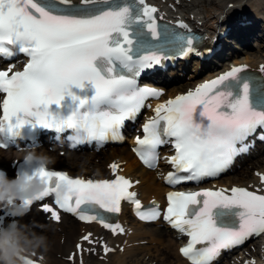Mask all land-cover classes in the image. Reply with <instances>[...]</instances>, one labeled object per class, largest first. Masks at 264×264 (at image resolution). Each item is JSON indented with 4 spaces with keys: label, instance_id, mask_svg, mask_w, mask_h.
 Returning <instances> with one entry per match:
<instances>
[{
    "label": "snow or ice",
    "instance_id": "obj_1",
    "mask_svg": "<svg viewBox=\"0 0 264 264\" xmlns=\"http://www.w3.org/2000/svg\"><path fill=\"white\" fill-rule=\"evenodd\" d=\"M158 13L146 0L122 4L114 0H0V60L8 61L0 66V149L17 139L30 140V146L36 147L41 131L71 130L74 135L68 139L76 143L121 139L125 122L133 120L149 98L163 95L155 88L139 86L141 74L171 59L169 53L186 56L196 51L195 36L162 26L163 16ZM178 27L188 29L182 21ZM21 54L27 60L17 69L12 61ZM245 72L246 66L233 67L157 105L154 117L143 125V137H136L134 151L140 160L155 168L158 148L171 143L175 154L168 163L175 170L166 177L170 185L225 172L248 150L246 141L258 129L264 139V79L241 75ZM119 167L118 163L110 165L114 178L93 179L24 160L15 173L23 181L16 183L17 190L26 191L27 182L37 177L45 188L15 204L9 197L7 203L15 210L0 214V225L11 220L15 228L17 214L36 202L52 221L59 223L62 213L71 214L113 235L125 232L111 219L121 212L123 202L134 205L142 221L160 219L155 202L142 210L137 193L131 190L139 182L118 175ZM5 175L0 170V180ZM257 175L264 184V174ZM261 192L233 187L168 193L163 219L187 238L179 249L182 256L190 264H213L221 250L264 234ZM49 197L52 203L45 202ZM85 243H101L105 254L115 251L88 232L66 257L69 264L78 260L83 264V254L93 251ZM42 260L33 253L27 264H42Z\"/></svg>",
    "mask_w": 264,
    "mask_h": 264
},
{
    "label": "bare ground",
    "instance_id": "obj_2",
    "mask_svg": "<svg viewBox=\"0 0 264 264\" xmlns=\"http://www.w3.org/2000/svg\"><path fill=\"white\" fill-rule=\"evenodd\" d=\"M153 1L160 8V12L167 18L183 15L193 25L200 27L206 32L207 47L211 44L220 45L221 50L216 56L231 55L232 49L237 43L248 45L252 39L264 38V0H149ZM206 4L210 7L205 8ZM226 31L227 35L222 36ZM234 47V48H232ZM205 65H212L210 62H202ZM196 67L199 66L195 62ZM249 66L259 72L264 67V58H241L234 56L224 62L223 67L214 66L203 74V77L189 83H179L168 87L171 82L158 84L166 89L168 96L174 97L177 94H186L194 90L199 85L207 82L210 77L220 76L233 67ZM198 68V69H199ZM183 69L177 68L161 75V78L174 77L181 79ZM173 72V73H171ZM203 71L196 72L195 75ZM175 73V74H174ZM264 73V72H262ZM165 96L162 97L164 99ZM258 148L264 144H257ZM38 153L47 157L49 166L66 169L69 173L77 176L89 178H114L110 165L118 163L120 165L117 174L123 175L132 181H138L133 190L143 200L149 203L153 199L164 200V193L167 189L163 182L165 173L162 169L149 170L144 167L134 156L129 145L111 146L101 151L77 152L68 148H55L42 146ZM25 152L8 149H0V165H10L14 159L21 158ZM254 151L252 155L257 156ZM248 159V158H247ZM245 161V160H243ZM242 159L234 166L243 163ZM243 165V164H242ZM241 165V166H242ZM264 174V154L258 156L249 165L243 166L232 176L222 177L218 181L212 182L218 187L226 186L248 188L249 190L261 189L264 194V184L261 183L260 176ZM120 220L124 224L123 234L113 235L99 224H85L77 218L66 213H62L61 222L57 223L50 219L49 214L40 210L35 204L29 211L20 215L17 226H28V231L37 236L43 235L47 238V250L37 249V257L42 256V264H69L66 257L76 250V244L81 237L92 232L93 236L115 251L105 254L101 243L87 245L93 251L83 254V264H128L132 259L134 264H190L180 253L179 233L171 231L162 222L144 223L137 220L132 214L130 205L124 204L120 213ZM129 221H133L136 226L132 227ZM1 236V235H0ZM257 239L246 249L245 256L234 262V264H264V234L256 236ZM36 258V257H33ZM160 261V262H159ZM79 264V260L76 262Z\"/></svg>",
    "mask_w": 264,
    "mask_h": 264
},
{
    "label": "clouds",
    "instance_id": "obj_3",
    "mask_svg": "<svg viewBox=\"0 0 264 264\" xmlns=\"http://www.w3.org/2000/svg\"><path fill=\"white\" fill-rule=\"evenodd\" d=\"M24 160L37 166L50 162L47 157L37 156L34 152L26 154ZM18 181L23 182L19 177L8 179L7 175L0 180V205L12 207L7 203L9 197L15 204L25 197H34L45 188V185L37 177L28 181L27 190L21 192L16 188ZM37 249L47 250L45 236L30 233L27 225L18 226L14 230L6 229L4 235L0 236V264H27V259L31 258L33 253L37 254Z\"/></svg>",
    "mask_w": 264,
    "mask_h": 264
},
{
    "label": "rangeland",
    "instance_id": "obj_4",
    "mask_svg": "<svg viewBox=\"0 0 264 264\" xmlns=\"http://www.w3.org/2000/svg\"><path fill=\"white\" fill-rule=\"evenodd\" d=\"M205 6H206L205 8L210 7L208 4H206ZM232 48H234V47H232ZM231 52H232V53H230L231 55L226 54V55H223L222 57H216V59L211 60L210 63H213V64L217 63L219 67H223L224 62L232 59V57H234V56H240L241 58H246L249 56L252 58L263 59L264 58V38H262V39H255L254 38L251 40V42L248 45H243L241 43H237L236 48L232 49ZM195 62L196 61H190L189 63H187V65L185 67H183V68H185V69H183V75H182L183 77H181V79H178L177 81H175L173 83H170L168 85V87H171V86H173L175 84H179V83L193 84V82H195L198 79H200L201 77H203L204 72H202L199 75H195L196 72L199 71L198 70L199 67H196ZM200 65L204 67V63L199 64V66ZM205 66H207V65H205ZM171 73H173V72H171ZM166 95L168 96V94H166ZM126 145H128V144H126ZM257 158H258V156L251 157V158L247 159L242 166H240L239 168H237L235 170H232L231 172H229L227 175H225L223 177L232 176L238 170L242 169L243 166L249 165L250 163H252V161H255ZM129 224L132 227L136 226L133 221H129ZM255 240L256 239H251L250 242H248L244 247H242L241 249L232 253L231 255L230 254L225 255L223 258H221L215 264H234V262L243 258L247 254L246 249ZM244 251L246 252V254ZM238 257H241V258L238 259ZM127 263L128 264H134V261L132 259H129Z\"/></svg>",
    "mask_w": 264,
    "mask_h": 264
}]
</instances>
